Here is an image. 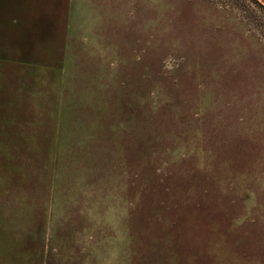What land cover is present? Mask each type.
Segmentation results:
<instances>
[{
    "label": "rangeland",
    "instance_id": "rangeland-1",
    "mask_svg": "<svg viewBox=\"0 0 264 264\" xmlns=\"http://www.w3.org/2000/svg\"><path fill=\"white\" fill-rule=\"evenodd\" d=\"M0 264H264V41L238 10L0 0Z\"/></svg>",
    "mask_w": 264,
    "mask_h": 264
},
{
    "label": "trees",
    "instance_id": "trees-1",
    "mask_svg": "<svg viewBox=\"0 0 264 264\" xmlns=\"http://www.w3.org/2000/svg\"><path fill=\"white\" fill-rule=\"evenodd\" d=\"M238 10L264 41V5L257 0H220Z\"/></svg>",
    "mask_w": 264,
    "mask_h": 264
}]
</instances>
